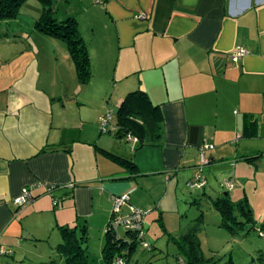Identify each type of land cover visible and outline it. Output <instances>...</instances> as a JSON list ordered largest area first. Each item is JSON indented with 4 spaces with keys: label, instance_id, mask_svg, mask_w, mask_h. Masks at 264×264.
Here are the masks:
<instances>
[{
    "label": "crops",
    "instance_id": "0c3cea01",
    "mask_svg": "<svg viewBox=\"0 0 264 264\" xmlns=\"http://www.w3.org/2000/svg\"><path fill=\"white\" fill-rule=\"evenodd\" d=\"M55 4L65 10L61 19H76L92 76L80 85L72 69L69 79L63 69H43L38 48L28 56L0 51V264L25 262L16 251L26 239L24 219L56 210L62 201L54 211L58 227L86 225L88 233L93 220L107 226L113 199L122 195L129 196L123 207L149 211L166 226L172 218L181 227L184 188L197 176L207 142L214 150L205 153V166H229L228 180H235V190L225 188L221 198L231 199L233 190L239 196L236 184L249 181L253 159L264 156V0ZM238 49L245 55L234 59ZM135 91L159 108L158 145L135 148L117 135L116 121L107 133L99 128L104 110L118 111ZM70 96L79 98L80 118L67 113ZM86 121L91 124L78 125ZM237 159L245 162L231 165ZM257 167L264 181V166ZM26 187H33L34 199L20 208L15 200ZM56 247L49 259L63 264Z\"/></svg>",
    "mask_w": 264,
    "mask_h": 264
},
{
    "label": "rangeland",
    "instance_id": "374dc122",
    "mask_svg": "<svg viewBox=\"0 0 264 264\" xmlns=\"http://www.w3.org/2000/svg\"><path fill=\"white\" fill-rule=\"evenodd\" d=\"M41 7L43 8V5L37 0H25L19 6L15 18L0 20V51H8L9 53L23 52L28 56L34 49L37 50L38 48L39 56H37V59L43 69L53 71L63 69L68 71V79L69 70L72 69V79L76 84L75 64L69 53L67 43L37 30V21L42 14ZM54 11V16L58 20H64L61 18H65V10L61 4H55ZM40 35L49 40H40ZM58 92L61 95L66 94V90L64 91L65 93L63 91ZM78 99L75 96H70L66 104L67 113L80 118ZM87 108L91 109L88 106ZM110 108H113L117 113V107ZM108 110H104L97 118V121ZM115 119L116 116L113 118L114 122L116 121ZM113 121L111 123L112 126H114ZM86 122H79L78 125L87 127L91 124V121ZM111 125H109L108 130L112 128ZM99 128L101 130L100 125ZM207 143L212 145L211 142ZM253 160L256 163L247 171L249 181H241L238 185L236 184V190L241 191L240 195L235 196L236 192H233L235 188L230 191V200L232 202L237 203L243 199L247 200L248 206L252 211V227L239 225L235 226L234 230H231L221 225L222 215L216 209L214 201L227 192L224 185L228 180L230 168L229 166L218 167L211 169V171L207 166L201 167L200 162L196 173L207 180L208 187L204 190H193L189 186H185L184 194L187 195L188 199L182 201L181 204L183 207L181 227L178 228L177 220L172 218H167L170 222L166 226L162 220L159 222L158 219H153V216L149 215V211L145 212L142 210L145 212L142 231L145 236V242L150 245L151 250H144L141 245L138 246L128 264H187V257L185 254H180L175 241L193 227L196 230L199 254L203 258L204 264H264V261L261 260V253L264 252V181L261 180L262 171L257 167L259 163L260 168L264 166V156L256 157ZM239 162L245 161L237 159V162L233 161L231 165ZM63 204L64 201L58 203L56 210L49 213L46 212L40 216L30 214L24 219L25 228L28 231L24 235L26 238L24 244L22 247H18L16 251L22 258L25 256V262L19 264H48L51 262L49 257L53 255V251H50V248H55L59 244L60 237V233H58V218L54 211L58 212L63 207ZM129 214L130 208L123 207L121 215L126 217ZM91 222L86 244L89 251V261L91 264H104L102 251L107 226L101 227L99 225L100 221L93 220ZM113 224L117 228L118 234L125 237V225H117L115 221ZM37 238H41L43 241H38ZM19 261L18 259L16 260V262Z\"/></svg>",
    "mask_w": 264,
    "mask_h": 264
},
{
    "label": "trees",
    "instance_id": "16d2710c",
    "mask_svg": "<svg viewBox=\"0 0 264 264\" xmlns=\"http://www.w3.org/2000/svg\"><path fill=\"white\" fill-rule=\"evenodd\" d=\"M24 1L0 0V20L15 18L19 6ZM37 1L43 5L41 17L37 21V30L67 43L69 53L75 64L78 82L80 85L87 84L92 76L90 60L87 46L82 39L76 19L68 17L64 20H58L54 16L53 0ZM116 124L118 126V136L124 138L131 136L137 139L135 148L158 145L163 136L159 108L154 106L146 94L141 91L129 93L125 97L117 111ZM247 134L248 129L245 132V135ZM108 155L112 160L120 162L127 168H136L133 162ZM55 204H57L56 200ZM215 207L222 215V226L231 230H234L235 226L239 225L252 227V211L248 206L247 200L235 203L229 197H223L215 203ZM112 218L113 216L106 227L104 237L102 251L104 264H117L119 260L122 264H128L138 246L141 245L144 250H147L142 245L143 241L145 242V236L143 239H139V231L126 228V235L122 237L118 234ZM58 230L62 242L56 247V250L60 257L63 258V264H91L89 251L86 246L88 240L87 226L76 225L70 227L65 225L59 226ZM195 231L194 227L191 228L175 242L180 254H185L187 257V264H204V260L199 254ZM261 257V260L264 261V252L261 253ZM49 264H59V262L57 259H53Z\"/></svg>",
    "mask_w": 264,
    "mask_h": 264
},
{
    "label": "built area",
    "instance_id": "2783aa9c",
    "mask_svg": "<svg viewBox=\"0 0 264 264\" xmlns=\"http://www.w3.org/2000/svg\"><path fill=\"white\" fill-rule=\"evenodd\" d=\"M139 17H144V15H140ZM244 55L245 52L242 49H238L235 51L233 58L234 59L241 58ZM114 116H115L114 109H109L103 116L99 118V124L103 133L108 132V127L109 125H111ZM126 140L132 145H135L137 143V139L131 136H128ZM200 150H201V166H205L209 163V160L206 158L205 153L207 151L214 150V146L203 145ZM206 184L207 183L205 178L202 175H197L189 181L188 186L191 189L195 190V189L204 188ZM32 188L33 187H26L22 190L20 196L15 200V204L18 207L21 208L27 206L33 201L34 197L31 194ZM224 188L228 190H232L234 188L233 181L227 180L225 182ZM128 203H129L128 195H122L119 197H115L113 199V215H114L113 222L115 221L117 225H125V227L130 230L134 229L139 231L138 233L139 239H143L144 234L141 226L143 223V218H144L143 215L145 214V212L132 207L130 210V214L126 217H123L121 215L122 208L125 204ZM142 245L147 250L151 248L150 245L144 241ZM117 264H122V262L119 260Z\"/></svg>",
    "mask_w": 264,
    "mask_h": 264
}]
</instances>
